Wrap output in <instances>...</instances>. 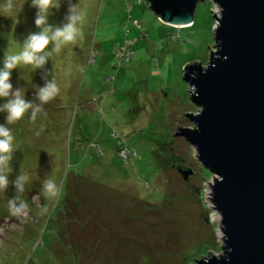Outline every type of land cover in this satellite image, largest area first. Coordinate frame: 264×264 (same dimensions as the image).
<instances>
[{
    "label": "rangeland",
    "instance_id": "obj_1",
    "mask_svg": "<svg viewBox=\"0 0 264 264\" xmlns=\"http://www.w3.org/2000/svg\"><path fill=\"white\" fill-rule=\"evenodd\" d=\"M55 2L53 26L68 11V0ZM12 3L8 10L0 0V67L41 31L32 0ZM72 3L84 16L82 37L47 49L60 95L35 120L29 110L7 125L0 112L15 138L9 179L29 177L22 193L12 184L0 191V264H195L221 253L208 200L213 174L177 133L193 128L186 114L199 111L184 68L206 65L215 50L217 6L197 3L193 23L179 28L162 23L146 0ZM44 71L21 65L13 88L39 104ZM46 179L57 183V197L41 189ZM13 197L27 203L26 216L11 214Z\"/></svg>",
    "mask_w": 264,
    "mask_h": 264
},
{
    "label": "water",
    "instance_id": "obj_2",
    "mask_svg": "<svg viewBox=\"0 0 264 264\" xmlns=\"http://www.w3.org/2000/svg\"><path fill=\"white\" fill-rule=\"evenodd\" d=\"M146 1L162 23L180 28L205 0ZM211 1L215 50L206 65L184 68L199 111L186 114L193 128L177 133L213 174L208 200L223 245L195 264H264V0Z\"/></svg>",
    "mask_w": 264,
    "mask_h": 264
},
{
    "label": "clouds",
    "instance_id": "obj_3",
    "mask_svg": "<svg viewBox=\"0 0 264 264\" xmlns=\"http://www.w3.org/2000/svg\"><path fill=\"white\" fill-rule=\"evenodd\" d=\"M32 6L38 9L35 24L41 29L39 32L30 33L22 44V49L18 53L6 54L3 60V67L0 68V98H6V102L0 104V112H6L7 125L15 124L21 120L25 113L31 110V119L35 120L37 115L43 110L42 106L56 99L60 95V87L54 79L48 78V70L45 68L48 63L50 52L47 51L50 44L52 51L59 52L62 47L74 44L78 38L82 37L80 25L83 22V13L78 9L77 4L68 0V11L62 24L53 26L48 23L50 10L58 8L55 0H32ZM5 7L13 9L12 0H7ZM21 65H31L33 69H44L42 79L44 84L38 86L36 97L39 104L25 98L23 88H13L11 83L12 70ZM14 136L12 130L5 124H0V191L6 192L10 184L15 186L17 193L24 191L25 184L29 181L26 175H18L14 180L9 176L12 171L10 162L14 147ZM49 197L58 196L60 188L52 179H46L41 188ZM9 211L12 215H25L28 205L25 201L13 197L9 200Z\"/></svg>",
    "mask_w": 264,
    "mask_h": 264
},
{
    "label": "trees",
    "instance_id": "obj_4",
    "mask_svg": "<svg viewBox=\"0 0 264 264\" xmlns=\"http://www.w3.org/2000/svg\"><path fill=\"white\" fill-rule=\"evenodd\" d=\"M6 15V14H5ZM5 15H3V17H5ZM0 31H5L3 29H0ZM7 31V30H6ZM4 39H2V37H0V53H1V48L4 47ZM2 58H0V61H1ZM2 68V67H0Z\"/></svg>",
    "mask_w": 264,
    "mask_h": 264
}]
</instances>
